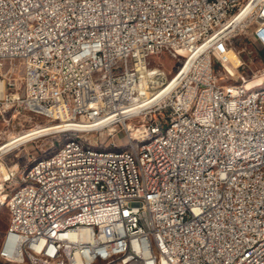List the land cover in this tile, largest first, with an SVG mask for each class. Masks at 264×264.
Returning a JSON list of instances; mask_svg holds the SVG:
<instances>
[{"label":"built area","instance_id":"built-area-1","mask_svg":"<svg viewBox=\"0 0 264 264\" xmlns=\"http://www.w3.org/2000/svg\"><path fill=\"white\" fill-rule=\"evenodd\" d=\"M241 35L264 44V0H0V113L82 125L44 135L133 141L122 158L65 145L63 159L29 175L0 157V198L21 217L3 233L0 249L16 250L5 258L22 259L33 237L70 219L48 246L68 264H146L147 239L163 264H264V161L251 162L262 153L264 96L230 100L244 83L220 84L213 63ZM158 56L177 62L172 73ZM155 129L166 137L136 154V139ZM232 155L246 166L222 168ZM21 177L27 191L10 192ZM77 216L87 226H74Z\"/></svg>","mask_w":264,"mask_h":264},{"label":"bare ground","instance_id":"bare-ground-1","mask_svg":"<svg viewBox=\"0 0 264 264\" xmlns=\"http://www.w3.org/2000/svg\"><path fill=\"white\" fill-rule=\"evenodd\" d=\"M70 7H77V0H70ZM261 76L264 77V71H262ZM253 94L256 96H264V82L261 81L260 83H254L251 85L241 84L238 92H230V100L244 99V96H251ZM195 108L196 101H189L187 113H195ZM202 122H210V115H202ZM67 126L81 127L82 125L62 123L60 125H46L31 129L11 139L6 146L1 145L0 151L10 145L23 143L24 141H29L45 132L59 130L66 128ZM165 137V129L150 130L148 134H144L136 139V154H143L144 148L155 145L156 142L163 140ZM256 141H264V133H256ZM65 145H71L72 147L78 148L79 152L90 154L91 157L108 156L110 158H122L126 156L127 150H133L132 140H127V144L124 148H117V145L112 143L113 147L102 149L86 145L78 136H70L52 154L34 163L23 175H29V171H46V164L51 160L63 159L65 156ZM261 152L262 153L251 154V162L264 161V142H262L261 145ZM242 166H246L244 155H232L228 160H221V167L226 168L227 170H235V168H240ZM209 170L210 172H217L218 162L209 163ZM257 177L258 170H250L248 172V179H256ZM27 184L28 177H21L20 182H13L10 184V192L27 191ZM2 204L8 208V198H0V206ZM18 224H21V217H18V213L8 211L7 228H14ZM87 224L88 216H77L74 219V226L85 227ZM140 225L148 226V218L140 217ZM68 227H71V220L62 219L61 222H59V226H53L52 228L45 230L40 237H33L32 244H26L22 248V259L5 258L16 257L15 249H0V264H47L48 257H50V264H68V252L61 251V247H52V254H55V256H50V248H48L49 244L56 240L59 235L64 233V231H68ZM32 261H36V263H32ZM98 263L108 264V257L98 256ZM87 264H96V258L87 259ZM146 264H163L162 250H155L154 239H147Z\"/></svg>","mask_w":264,"mask_h":264},{"label":"rangeland","instance_id":"rangeland-1","mask_svg":"<svg viewBox=\"0 0 264 264\" xmlns=\"http://www.w3.org/2000/svg\"><path fill=\"white\" fill-rule=\"evenodd\" d=\"M220 50L225 53L226 58L218 57L217 54L213 57L214 71L220 84L242 82L244 85H251L264 82V77L261 76L262 71H264V44L254 36L241 35L233 39L230 44L223 45ZM154 59L156 62L163 63L169 73L174 71L177 64L176 61L168 57L161 58L158 56ZM18 87L17 90L20 94L22 88L20 85ZM57 123L59 122L34 117L21 107H11L6 112L0 113V146H6L11 139L28 130ZM70 136L74 137V131L43 134L23 143L10 145L0 151L1 161L9 166L25 163V168H22L23 175L34 163L52 154ZM86 137L88 139L79 138L86 145L95 148L113 147L110 143L112 141L117 144V148H124L127 144V140L123 138V133L108 136L105 133L102 135L95 132L86 135ZM7 226L8 211L6 206L2 204L0 206V242Z\"/></svg>","mask_w":264,"mask_h":264}]
</instances>
